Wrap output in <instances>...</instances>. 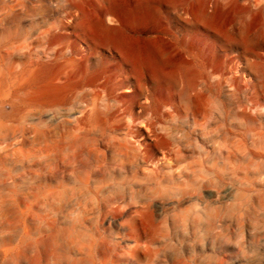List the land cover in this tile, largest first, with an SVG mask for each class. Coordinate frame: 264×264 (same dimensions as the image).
Returning <instances> with one entry per match:
<instances>
[{
    "label": "rangeland",
    "instance_id": "374dc122",
    "mask_svg": "<svg viewBox=\"0 0 264 264\" xmlns=\"http://www.w3.org/2000/svg\"><path fill=\"white\" fill-rule=\"evenodd\" d=\"M244 1L0 0V264H264V14ZM186 29L224 46L218 99L195 127L158 94L157 129L181 156L157 180L124 128L86 126L89 99L101 88L100 116L142 114L146 89L185 68L156 37ZM142 35L144 74L124 60Z\"/></svg>",
    "mask_w": 264,
    "mask_h": 264
},
{
    "label": "bare ground",
    "instance_id": "6f19581e",
    "mask_svg": "<svg viewBox=\"0 0 264 264\" xmlns=\"http://www.w3.org/2000/svg\"><path fill=\"white\" fill-rule=\"evenodd\" d=\"M237 1H243V0H237ZM245 1L252 2L253 0H245ZM253 2H256V4H257V2H258V4L260 2V5H261V3H264V0H254ZM258 4L256 6H254L255 5L254 4L253 5L254 8L256 10L259 9L264 14V7L260 8L259 7L260 5L258 6ZM186 15H188V13ZM185 21L187 22V25L193 27L194 23H193L192 19H190L188 17V18H185ZM215 37H217V35L212 34L211 32H208L205 34H199L195 30H189V29L172 32L171 34H164L161 36H157L156 39L159 40L158 42H160V41L164 42L166 45H168L170 48H172L173 52L176 55L173 54L172 51H171V53L175 57H177V58L180 57L182 59L184 66H185L184 71L180 72V73L177 71H174V72L171 71V73H168L166 75L162 74L163 76H166V78H165L166 80H164L162 82L160 81L161 86H159L157 88V90L155 88L154 92L151 91V89L148 87L149 89H146V90H148L147 92L151 96L148 97V100L146 99L147 103L142 105L143 111H142V114H140V115L135 114L133 112V108H134V105L136 103L130 104V105L129 104L122 105L121 103H117V104H114L115 108L113 110L107 106V110L105 111L106 112L105 116L104 117L100 116L99 113L101 110L99 107V103H100L101 99L103 98V97L101 98L102 94H104L105 92L103 91L104 93L101 94V92H102L101 88H100V90H97V89H96V91L94 90V94L91 96V99H89V100H91V106L90 107H92V109L91 108L90 109L92 110V112L90 110L89 111L92 113V115L90 117L91 118L90 122L89 123L87 122L88 124L86 126L89 128H91V127L88 125L95 126V127L103 126L104 127L103 129L108 130V131H110L112 129H116V128L118 129L120 127L124 128L127 131L126 134L128 136H130L131 138H135L142 143L141 144L142 150L140 152L141 157L146 164H150V165L155 167L152 172L155 175L156 179L158 180L159 177L161 176L162 172H163V168H164L165 164L168 162L171 163V161L174 162L176 160V158H180L181 153L179 151L175 152L174 148H172V144H170L167 141V139L157 129V123L159 121H161L162 118L166 117L170 112L168 113L167 110L166 111H162L160 109L157 110L155 108L156 107L155 103L157 102L156 98L161 91H166L171 97L177 96V102L178 103H176V105L174 104V106H177V105L179 106V103H180L182 109L184 108L183 110H185V112L188 115L192 116V118L194 119L193 122H194L195 127L200 124V121H202V119L204 121H206L205 122L206 125H207V123H210L209 119H210L211 113H212L211 110L212 109L215 110V107H216V106L214 107L213 106L214 104H212V103H214L215 100H216L215 103H217V99H218L217 98L215 100H212V97H214L213 93H215V91L213 92V90H214L213 83L214 82L212 83V81H211V78H212L213 73H214V71H211V67H212L211 58H212V54H214L213 49L217 50L218 48H222V49L224 48V46L219 45V42L217 40H214ZM146 42H147V38L145 37V35H142L139 38V41H136L137 45H135V44L133 46L131 45V47L129 48V51L126 49L127 52L126 51L125 52L128 54L127 55L128 57L124 56V60H126V61H130L131 56L132 57L133 56L138 57L136 61L139 65L137 63H134V65L137 64L136 66H138L137 68L142 72V74H144V72H145L144 52H146V49H145V46L143 44H145ZM151 42H152V40H151ZM156 43H157V41H156ZM161 44H163V43H161ZM248 44H250V43L248 42ZM123 47H124V45L122 46V48ZM169 47H167V48H169ZM125 48H126V46H125ZM160 53L162 54V52H160ZM153 57H154V55H153ZM175 57H173V58H175ZM218 57H220V56H218ZM150 58H152V57H150ZM146 59H148V58L146 57ZM163 59H167V57H165V58L163 57ZM170 59H172V58H170ZM166 66H169V64ZM116 69H118V68H116ZM164 69H163V72H164ZM212 70H213V68H212ZM134 71L132 73H130L125 68H120L117 71L119 73V76L122 77L119 85L122 86V85H125L126 83H128V84L133 83L134 74H136ZM158 72H160V71H158ZM102 74L104 75V77H108L107 75L109 73L106 70ZM162 75H160V76L162 77ZM140 78H143V77H141V75H140ZM138 81H140V80H138ZM98 82L99 81L97 80L95 83H93V85H96ZM218 82H219V84H216V85H218V88L216 86V89L218 90V95L216 94V96H220V94H221V87L223 86V79L221 78L220 81H218ZM140 83H142V82L140 81ZM115 86H117V85H115ZM143 87L146 88V86H144V85H143ZM102 90H104V89H102ZM109 90H107V91H109ZM126 93L127 94H137L138 91L133 90L132 88H128L126 90ZM85 95H87V94H85ZM107 96H108V94H107ZM107 99H109V98L107 97ZM107 99H105V101ZM138 99H140V98H138ZM220 99H221V96H220ZM110 100H112V98ZM161 105H163V103L159 104V106H161ZM211 105L214 108L211 107ZM222 107H223V109H225V103H223V102H222ZM220 109H221V107H220ZM146 112H148V115H150L148 121L145 123H142V124H138L137 123L138 120L140 118L144 117V113H146ZM222 115L224 116L223 121H225L226 119H225V112L224 111H223ZM128 117H130V120H128ZM95 127H93V128H95ZM112 131H114V130H112ZM224 137L225 136H223L222 138H224ZM202 139L204 140V138L199 137L198 139H196V143L198 144L199 142H201ZM174 154H176V155L174 156Z\"/></svg>",
    "mask_w": 264,
    "mask_h": 264
}]
</instances>
